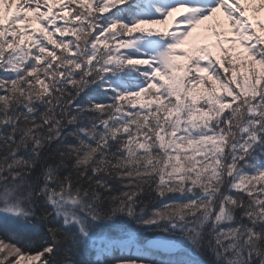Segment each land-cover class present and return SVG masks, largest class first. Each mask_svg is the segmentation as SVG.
Returning <instances> with one entry per match:
<instances>
[{"label": "snow or ice", "instance_id": "6c2138e0", "mask_svg": "<svg viewBox=\"0 0 264 264\" xmlns=\"http://www.w3.org/2000/svg\"><path fill=\"white\" fill-rule=\"evenodd\" d=\"M0 264H264V0H0Z\"/></svg>", "mask_w": 264, "mask_h": 264}, {"label": "rangeland", "instance_id": "374dc122", "mask_svg": "<svg viewBox=\"0 0 264 264\" xmlns=\"http://www.w3.org/2000/svg\"><path fill=\"white\" fill-rule=\"evenodd\" d=\"M208 23H211V22H208ZM157 27H159L161 30H163L165 28L171 29L173 27V25L171 24V22H169V23H166L164 25H158Z\"/></svg>", "mask_w": 264, "mask_h": 264}]
</instances>
